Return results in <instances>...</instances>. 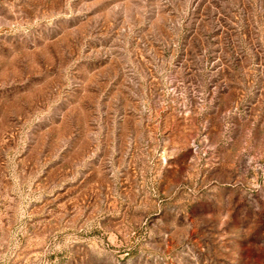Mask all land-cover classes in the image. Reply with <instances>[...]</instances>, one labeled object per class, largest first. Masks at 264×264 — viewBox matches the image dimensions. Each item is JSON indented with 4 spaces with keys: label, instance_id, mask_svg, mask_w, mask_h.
Returning a JSON list of instances; mask_svg holds the SVG:
<instances>
[{
    "label": "rangeland",
    "instance_id": "1",
    "mask_svg": "<svg viewBox=\"0 0 264 264\" xmlns=\"http://www.w3.org/2000/svg\"><path fill=\"white\" fill-rule=\"evenodd\" d=\"M0 264H264V0H0Z\"/></svg>",
    "mask_w": 264,
    "mask_h": 264
}]
</instances>
